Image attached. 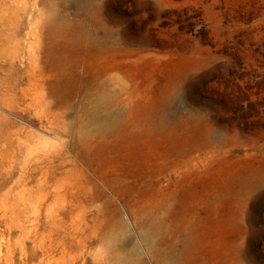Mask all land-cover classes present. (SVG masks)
Instances as JSON below:
<instances>
[{"label":"rangeland","instance_id":"1","mask_svg":"<svg viewBox=\"0 0 264 264\" xmlns=\"http://www.w3.org/2000/svg\"><path fill=\"white\" fill-rule=\"evenodd\" d=\"M264 0H0V264H264Z\"/></svg>","mask_w":264,"mask_h":264},{"label":"bare ground","instance_id":"2","mask_svg":"<svg viewBox=\"0 0 264 264\" xmlns=\"http://www.w3.org/2000/svg\"><path fill=\"white\" fill-rule=\"evenodd\" d=\"M262 187H264L263 176L258 173H253L242 181L237 194L240 197H247Z\"/></svg>","mask_w":264,"mask_h":264}]
</instances>
